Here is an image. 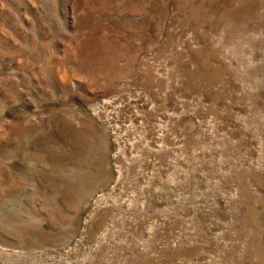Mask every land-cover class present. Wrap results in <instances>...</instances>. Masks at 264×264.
Returning a JSON list of instances; mask_svg holds the SVG:
<instances>
[{"label": "rangeland", "instance_id": "374dc122", "mask_svg": "<svg viewBox=\"0 0 264 264\" xmlns=\"http://www.w3.org/2000/svg\"><path fill=\"white\" fill-rule=\"evenodd\" d=\"M0 264H264V0H0Z\"/></svg>", "mask_w": 264, "mask_h": 264}]
</instances>
